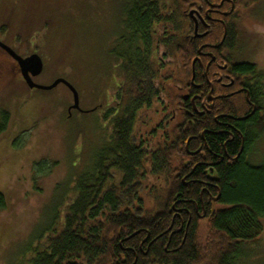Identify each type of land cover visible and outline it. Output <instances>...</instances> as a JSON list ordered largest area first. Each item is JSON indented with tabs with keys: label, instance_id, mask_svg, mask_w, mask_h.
<instances>
[{
	"label": "trees",
	"instance_id": "obj_1",
	"mask_svg": "<svg viewBox=\"0 0 264 264\" xmlns=\"http://www.w3.org/2000/svg\"><path fill=\"white\" fill-rule=\"evenodd\" d=\"M204 1L119 0L115 21L121 31L114 36L111 55L124 81L119 90L127 93L117 94V109H107L105 138L92 167L75 180L61 226L53 222L55 228L46 229L36 249L27 252L26 264H242L246 246L261 238L264 157L252 161L254 147L264 139V72L258 66H240L244 75L257 76L249 98L245 93L231 95L219 112L192 123L195 139L190 147L199 151L194 157L186 149L189 137L181 138L177 128L166 139L136 134L140 115L164 91L162 77L160 84H153L158 76L150 60L157 33L181 59L187 5H223L227 12L234 6L225 22L227 33L223 16H213L215 27L206 43L218 48L237 38L236 25L255 15L262 0ZM195 42L192 57L202 43ZM185 67L188 74L176 81L178 86L191 82L190 64ZM195 83L210 89L199 72ZM11 122V112L0 110V137ZM148 180L153 183L150 201L141 195ZM7 206L0 192V212Z\"/></svg>",
	"mask_w": 264,
	"mask_h": 264
},
{
	"label": "rangeland",
	"instance_id": "obj_2",
	"mask_svg": "<svg viewBox=\"0 0 264 264\" xmlns=\"http://www.w3.org/2000/svg\"><path fill=\"white\" fill-rule=\"evenodd\" d=\"M119 5V0H0V40L20 56L38 54L44 71L35 82L50 86L60 78L67 80L88 111L74 112L68 119V107L74 102L70 89L63 84L51 91L29 89L0 50V110L12 117L0 137V192L8 200L0 212V264H26L27 252L36 249L46 229L53 222L56 228L61 226L75 180L92 167L107 131L105 111L114 107V95L122 86L111 55L114 36L121 31L115 21ZM262 6L264 0L255 5V15L242 21L239 54L264 72ZM162 64L166 95L175 102L176 81L186 78L182 63L167 58ZM99 104L103 107L92 111ZM159 110L156 105L140 115L138 137L153 134L164 139L172 134L175 126L168 121L160 133L164 127L157 125H163L164 119ZM263 157L264 139L254 147L252 161L259 163ZM151 184L152 180L145 181L141 193L149 201ZM246 255L242 264H264V232L255 244L246 246Z\"/></svg>",
	"mask_w": 264,
	"mask_h": 264
},
{
	"label": "flooded vegetation",
	"instance_id": "obj_3",
	"mask_svg": "<svg viewBox=\"0 0 264 264\" xmlns=\"http://www.w3.org/2000/svg\"><path fill=\"white\" fill-rule=\"evenodd\" d=\"M204 2L205 3L209 2V0H205ZM222 8L223 5L216 6L215 4H209V3H207L206 6L204 7L203 4L201 3L198 4V2H192L191 4L187 5V7L184 10V15L185 18L188 20V28L183 34L184 38L186 39V42L179 44L180 50H182L181 52L184 54V57H182L180 60L178 58L176 59H178V61L182 63V70L184 74H186V76L188 74V71H187V67L185 66L190 64V68L192 72V77L190 79L191 82L187 83L186 85H180L177 87L176 89L178 90L177 99L180 100L178 102L176 101L174 102L173 99H171L169 96L166 95L167 89L165 88V86H164V91L161 93V96H159L156 101H152L151 109L156 105H159L160 110L158 112L159 114H161V117H163L164 119L163 125L158 124L157 127L158 128L164 127L161 129L165 130L167 125L173 123L175 128H177V131L180 132L181 138H185L186 136H188L189 139L186 144V149L189 154L188 156L191 158L197 155L196 153L199 152V151H195L193 148L191 149L190 147V143L192 142V140L195 139V136L190 131L192 123L200 117H208L214 112L215 113L219 112L221 109L220 108L221 102H224V100L229 98L231 95L233 96V95H238L240 93H245L247 95V98H249L251 91L255 89L254 86H256L258 83L256 75L255 76H251L247 74L244 75V73L240 72L241 65L250 64L257 67L256 64L247 61L248 60L247 57H240L241 55L239 54L240 52L239 50H241L240 26L242 22H239V24L236 25L239 27L237 38L235 37L229 44L220 46L218 48L217 47L212 48L209 43H206L207 42L206 40H208L207 39L208 35L214 30L216 18L213 16L216 14L220 13L219 15L223 16L222 22L225 26V31H226L225 33H227L228 29L227 26L225 25V22L226 23L228 22V18L234 12L233 10H235V7L233 6L231 12L224 11V9ZM160 37H161L160 33L158 32L157 36L155 37L156 40H154L153 49L150 56V60L153 62L155 69V72L153 74H155V76L156 75L158 76L154 79L153 82L155 86L157 84H160L161 82V74H162V66H163L162 59L171 58L172 61L173 60L175 61V57L172 55L170 51L167 50L166 46L162 44ZM195 40H199L202 43H199L198 55L196 57H192L193 54L192 50L195 48V43H196ZM3 43L6 44L5 42ZM0 50L8 56V58L12 61V63H14V68H16V70L19 72L20 79L23 81V83H25V80L20 71V67L18 63L1 47ZM211 50L214 51L215 53H212ZM161 51H163L161 56L162 59L161 58L158 59V57L161 55ZM27 57L28 56L23 58H27ZM174 63H172V65ZM198 72L202 76L204 75L207 85H209L210 87L208 91L204 90L203 85L195 83L196 74ZM173 76L174 74L170 75V77ZM165 78L168 79L169 75L165 76ZM248 79L249 81H251L250 84L245 82ZM169 80H171L170 82L174 81L173 78H169ZM123 83L124 81L122 78L121 87H123ZM119 89L114 95V99H113L115 101V105L113 108L115 109H117L120 104L117 94L121 92L123 96L124 94L127 93L126 91L124 90L121 91ZM107 92H109L108 89ZM72 105H70L67 110L68 118L70 119L74 117V112L82 113L81 111L75 109H72L70 111ZM80 107H81V99H80ZM102 107L103 105L99 104L96 107H94L92 111H95V109H99ZM111 108L112 107L110 105L108 110H110ZM81 109L84 110L82 107ZM108 110H106L105 112L107 113ZM117 114L118 112H115L112 117L113 118L116 117ZM167 121L170 123H168L165 126V123ZM161 129L159 130L161 131ZM171 130L173 132V129ZM196 210L197 213H199V209ZM203 217H205V215Z\"/></svg>",
	"mask_w": 264,
	"mask_h": 264
},
{
	"label": "water",
	"instance_id": "obj_4",
	"mask_svg": "<svg viewBox=\"0 0 264 264\" xmlns=\"http://www.w3.org/2000/svg\"><path fill=\"white\" fill-rule=\"evenodd\" d=\"M0 47L4 49L19 65L20 71L23 75V78L25 80L26 85L29 89H37L42 91H51L58 87L60 84L65 85L70 89V91L73 94V105L70 108V111L72 109L79 110L81 112H88L84 111L80 107V95L77 89L69 83L67 80L60 78L56 80L52 85L46 86L37 84L34 79L39 77L43 71H44V62L43 59L38 54H32L28 56L27 58H23L20 56L14 49H12L10 46L4 44L0 41ZM218 198L216 199V201Z\"/></svg>",
	"mask_w": 264,
	"mask_h": 264
}]
</instances>
